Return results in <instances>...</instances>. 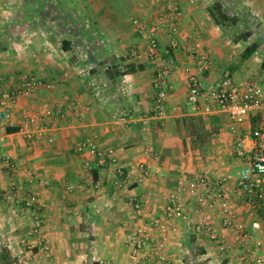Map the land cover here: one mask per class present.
Returning <instances> with one entry per match:
<instances>
[{
	"label": "crops",
	"instance_id": "0c3cea01",
	"mask_svg": "<svg viewBox=\"0 0 264 264\" xmlns=\"http://www.w3.org/2000/svg\"><path fill=\"white\" fill-rule=\"evenodd\" d=\"M176 1L182 16L174 47L165 30H158L157 38L164 54L176 57L178 67L169 77L174 88L165 117L155 119L151 70L146 62L123 53L142 46L136 22L157 20L163 13L159 0H0V89L12 90L29 77L42 82L33 95L19 96L8 109L9 118L0 121V190H8L14 180L22 193L39 191L52 264L127 261L126 236L134 223L150 226L153 217L162 216L169 196L207 170L227 175L226 187L234 195L243 167L235 157V143L247 136L249 144L248 133L259 119L251 116L234 131L224 112L191 110L185 104V67L195 70L188 53L194 45L211 60L210 70L199 74L203 86L216 83L228 71L238 80L261 82L264 91V51L253 39V31L264 26V5L260 0ZM252 43L256 50L243 58ZM43 102L54 109L47 121L52 142L46 136L29 139L18 132L24 117ZM92 134L100 149L114 150L125 174H139L137 164L147 163L148 178L116 186L114 166L100 165L75 149ZM147 148L154 156L145 153ZM4 154L11 156L16 170L2 163ZM202 159L213 162L205 166ZM67 185L73 189L68 191ZM132 200L140 203V215ZM201 210L225 240L226 250L218 251L214 241L193 233L188 224L176 233L149 228L150 235L165 241L170 264H250L240 258L246 247L238 242L237 229L219 225V208L193 202L190 224ZM232 210L252 239L264 238V204L253 210L243 198L233 196ZM31 215L21 204L0 200V264H20L19 239L28 232ZM255 221L261 228L252 232Z\"/></svg>",
	"mask_w": 264,
	"mask_h": 264
},
{
	"label": "built area",
	"instance_id": "2783aa9c",
	"mask_svg": "<svg viewBox=\"0 0 264 264\" xmlns=\"http://www.w3.org/2000/svg\"><path fill=\"white\" fill-rule=\"evenodd\" d=\"M163 5V13L152 22H136V31L142 42L141 47L128 48L124 51L125 58L137 62L144 61L152 73V118L162 119L165 117V104L174 86L169 77L173 70L178 67V61L174 55H165L157 38L158 30H165L169 38V46L174 47V37L178 33V22L182 16V10L176 0H159ZM264 5V0H260ZM188 53L194 61V71L185 67L187 73L188 93L185 104L194 112L212 113L214 111L224 112L233 123L241 125L251 116H256L259 122L250 129L248 133L249 144L245 142L247 136L238 137L234 147L235 157L243 161V167L239 170L233 194L227 189L228 176L219 171L211 174L204 172L202 175L182 184L179 189L168 197L162 216L151 219L150 226L143 222H135L132 230L126 236V242L130 248L129 259L120 264H170L166 250V243L161 237H153L149 228H154L162 233L170 231L179 232L181 225L191 227L195 234H204L209 240L216 243L218 251L224 252L227 244L215 231L210 217L202 210L197 218L190 224L191 217L189 209L191 204H208L219 208L222 228L234 227L237 229L238 242L246 247L241 255V260L250 264H264V238L252 239L251 233L245 232L243 227L236 222V216L232 210V197L243 198V201L251 209L264 204V91L259 82L254 80H238L228 71L210 86H203L199 74L210 70L211 60L206 53H199L194 45H190ZM42 82L39 78L29 77L23 83L12 90L0 89V121H6L9 107L15 104L19 96H31L37 92ZM201 101L204 104L201 106ZM53 106L43 102L38 111L28 114L23 119V124L18 132L25 138L34 136H46L48 142L53 141L49 135L48 120L53 115ZM236 133V132H235ZM96 135L86 136L79 141L75 149L78 152H87L97 159L100 165L114 166L116 179L114 184L120 186L123 182L129 185L144 182L149 171L147 163L137 164L140 173L136 175L125 174L118 164V159L112 148L100 149ZM145 153L154 156V152L147 148ZM4 165L16 170V165L11 156L4 154L1 157ZM25 170V169H24ZM97 187V184H94ZM66 189L71 191L72 185ZM0 200L5 203L21 204L31 210V224L28 232L20 237V251L16 259L20 264H28L36 261L39 264H52L51 247L48 239L43 233V217L41 210L43 204L40 201L39 191L22 193L19 184L12 180L8 190H0ZM131 206L135 214H141V205L132 200ZM251 210V215L255 214ZM251 231L260 230L258 221L251 223ZM252 239V240H251ZM250 241V245L248 244Z\"/></svg>",
	"mask_w": 264,
	"mask_h": 264
},
{
	"label": "rangeland",
	"instance_id": "374dc122",
	"mask_svg": "<svg viewBox=\"0 0 264 264\" xmlns=\"http://www.w3.org/2000/svg\"><path fill=\"white\" fill-rule=\"evenodd\" d=\"M13 10H18V9H13ZM244 32L245 31H242L241 34H244ZM253 33H254V36H255L253 39L256 40L257 44L260 46V50L264 51V26L263 25L262 26H258L257 29L253 31ZM258 54H261V53H258ZM259 84L263 88V85L261 84V82H259ZM212 162H213V160H211V159H202V164H204L205 166H210L212 164ZM234 169H235V167H233V170ZM207 171H205V172H207ZM187 256L189 257L190 255H187Z\"/></svg>",
	"mask_w": 264,
	"mask_h": 264
},
{
	"label": "trees",
	"instance_id": "16d2710c",
	"mask_svg": "<svg viewBox=\"0 0 264 264\" xmlns=\"http://www.w3.org/2000/svg\"><path fill=\"white\" fill-rule=\"evenodd\" d=\"M246 36H248V34H246ZM257 48V45L255 43H252L250 45H248L247 47H245L243 53H242V57L246 58L248 56H250ZM94 264V263H92Z\"/></svg>",
	"mask_w": 264,
	"mask_h": 264
}]
</instances>
